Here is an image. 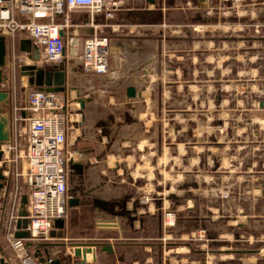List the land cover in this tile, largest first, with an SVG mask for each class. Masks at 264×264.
Wrapping results in <instances>:
<instances>
[{"label":"crops","instance_id":"1","mask_svg":"<svg viewBox=\"0 0 264 264\" xmlns=\"http://www.w3.org/2000/svg\"><path fill=\"white\" fill-rule=\"evenodd\" d=\"M121 2V8L114 12L111 19H107L103 12L92 13L85 8L56 16L67 18L69 22L61 32L64 56L59 63L45 62L42 47L26 32H18L14 37L0 32L5 47V63L1 68L5 79L0 89H11V98L19 106L26 104L27 93L32 89H50L58 93L64 103L61 113L66 119V149L71 154L69 173L77 179L72 189L67 182L66 216L60 223H53L50 230L52 238L46 242H25L39 264L48 259L51 264H82L73 255L75 245L95 246V253H86L83 264H149L152 259L150 249L156 245L163 252L159 262L193 264L187 261L189 256L186 253L192 250L188 243L181 247L179 242H147L149 236L145 233L144 218L150 213V208L146 196L147 184L143 185V171L149 158L146 84L152 73L164 72L161 58L166 56V52L172 53L179 65L182 58L188 57L189 68L192 63V72L195 73L198 48L201 52L211 50L214 34L211 28H206L207 25H202L204 30L197 29L195 21L184 16L192 6L197 7V0ZM174 13L180 15L172 16ZM16 16L23 18L19 14ZM171 18L177 20L172 21ZM201 31H205L204 34ZM93 34L104 35L109 40V68L105 74L85 72L82 67L83 40ZM198 34L203 39L198 41ZM168 40L173 41L171 46ZM36 69H43L48 74L44 75L42 85L36 84L31 73ZM128 87L134 88V96H127ZM107 108L109 111H106ZM21 126L14 127L11 120L9 140L0 144L3 150L0 159V258L3 257L9 264L21 263L5 239L8 223L13 227L15 236L25 238L28 233L29 188L24 176H14L11 161L14 151L8 149L15 144L24 148ZM21 167L23 170V162L20 161L17 169ZM122 172L127 180H121ZM85 175H91L95 180L91 191L85 189L86 184L82 180ZM239 183L238 179L232 184L230 180H206L208 195L210 198L217 195L221 200H238L242 193L229 190L239 186ZM112 187L116 191H111ZM253 189L256 192L260 190L255 185ZM260 197L254 192L253 203ZM86 202H93L88 211L97 216L94 226L91 220L82 221ZM234 211L238 212V216L243 214L241 207L232 209ZM118 212L123 216L116 215ZM10 215H13L11 221ZM249 217L243 214L241 220L235 222L237 228L247 225ZM99 221L110 226L105 228ZM161 222L160 218L159 239L165 236V240H169V234H162ZM170 244L174 245L171 249L168 247ZM102 246H107V249L103 250ZM133 251H140L141 257H132ZM231 251L236 254L255 252L247 249Z\"/></svg>","mask_w":264,"mask_h":264},{"label":"rangeland","instance_id":"2","mask_svg":"<svg viewBox=\"0 0 264 264\" xmlns=\"http://www.w3.org/2000/svg\"><path fill=\"white\" fill-rule=\"evenodd\" d=\"M197 1V7L192 6L184 16L193 19L199 30L205 29L202 25L211 28L212 49L201 52L198 48L195 73L188 57L179 65L166 52L161 58L164 72L152 73L146 84L149 158L143 185L147 184L150 208L144 218L147 242H179L181 247L188 243L192 250L186 253L187 261L193 264H264V0ZM172 42L167 43L171 46ZM122 175L121 180H127ZM85 176V189L91 191L95 180ZM237 179L240 185L229 191L241 192L242 199L227 201L208 195L206 180H230L232 184ZM76 180L68 173L70 189ZM253 185L260 190L254 191ZM254 192L261 196L255 203ZM92 203L86 202L82 221L91 220L94 226L97 216L88 211ZM239 207L250 216L240 229L235 222L243 214L232 212ZM164 211L175 213L176 224L162 228V234L171 236L162 241L158 225ZM199 229L206 231L207 242L191 238ZM234 249L255 252L231 253ZM141 255L133 251L131 256ZM150 255L149 264H167L159 262L163 252L158 245L150 249Z\"/></svg>","mask_w":264,"mask_h":264},{"label":"built area","instance_id":"3","mask_svg":"<svg viewBox=\"0 0 264 264\" xmlns=\"http://www.w3.org/2000/svg\"><path fill=\"white\" fill-rule=\"evenodd\" d=\"M121 5V0H0V32L11 37L18 32H26L42 47L45 62L59 63L64 56L61 32L69 22L67 18L59 22L56 16L85 8L92 13L103 12L107 19H111ZM17 14L23 18H17ZM110 26L114 27L113 24ZM108 46V38L100 34L90 35L83 40L80 59L85 72H108ZM63 109L64 103L58 93L45 89L30 90L24 106L12 100L11 120L14 127L22 124L24 148L15 144L8 149L14 151L11 158L14 176H24L29 188L28 237H16L13 227L8 223L5 239L21 264H39L25 242L49 241L52 238L50 230L53 223L66 216L71 154L66 149V119L61 113ZM20 161L23 162V170L22 167L17 169ZM9 217L11 221L13 215ZM175 224V213L164 211L163 229L172 228ZM191 238L205 242L208 240L204 229L193 232ZM165 239L163 236L162 241Z\"/></svg>","mask_w":264,"mask_h":264},{"label":"water","instance_id":"4","mask_svg":"<svg viewBox=\"0 0 264 264\" xmlns=\"http://www.w3.org/2000/svg\"><path fill=\"white\" fill-rule=\"evenodd\" d=\"M150 3H153L154 0H147ZM5 63V47L3 44V39L0 37V84L5 79V75L2 74L1 68ZM34 70V69H33ZM34 77L37 85L44 84V75L47 74L43 69H36L35 71L31 72ZM48 75V74H47ZM50 90V89H45ZM54 91V90H50ZM127 96H134V88L128 87L126 89ZM11 108H12V98H11V89H0V144L9 140L10 136V122H11ZM3 156V150L0 148V159ZM56 222L60 223L61 220H56ZM103 227H109L110 224L106 222H99ZM18 235H16L17 237ZM24 237H28V233L24 235ZM102 243H97L96 245H101ZM45 245H48L45 243ZM95 246L91 245H75L73 248V255L79 258V263H85V254L86 253H95ZM103 250L107 249V246H102ZM0 264H9L7 261L4 260L3 257L0 258ZM42 264H51L49 259Z\"/></svg>","mask_w":264,"mask_h":264}]
</instances>
